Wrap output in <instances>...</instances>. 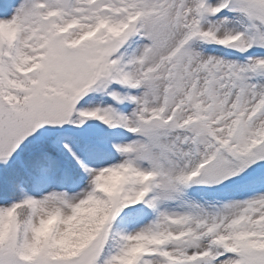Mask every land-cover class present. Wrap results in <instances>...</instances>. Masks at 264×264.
Wrapping results in <instances>:
<instances>
[{
	"label": "snow or ice",
	"instance_id": "6c2138e0",
	"mask_svg": "<svg viewBox=\"0 0 264 264\" xmlns=\"http://www.w3.org/2000/svg\"><path fill=\"white\" fill-rule=\"evenodd\" d=\"M0 264H264V0H0Z\"/></svg>",
	"mask_w": 264,
	"mask_h": 264
}]
</instances>
